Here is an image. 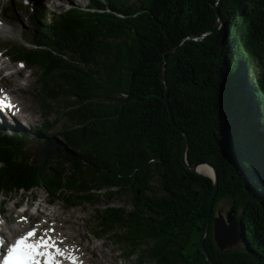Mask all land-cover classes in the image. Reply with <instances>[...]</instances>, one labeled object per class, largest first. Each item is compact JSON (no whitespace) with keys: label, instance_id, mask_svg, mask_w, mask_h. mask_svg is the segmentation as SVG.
Wrapping results in <instances>:
<instances>
[{"label":"trees","instance_id":"1","mask_svg":"<svg viewBox=\"0 0 264 264\" xmlns=\"http://www.w3.org/2000/svg\"><path fill=\"white\" fill-rule=\"evenodd\" d=\"M215 6L222 20L211 31ZM29 18V45L6 54L36 68L38 101L64 104L67 122L60 139L39 136L60 154L38 162L27 135L0 130V194L42 187L53 203L98 204L95 236L126 256L210 264L200 242L213 180L185 165L181 128L189 162L218 170L214 213L230 198L240 223L243 246L221 250L212 218L214 264H264V0H91L59 12L35 6ZM101 190L129 195L130 207L100 206Z\"/></svg>","mask_w":264,"mask_h":264},{"label":"rangeland","instance_id":"2","mask_svg":"<svg viewBox=\"0 0 264 264\" xmlns=\"http://www.w3.org/2000/svg\"><path fill=\"white\" fill-rule=\"evenodd\" d=\"M14 4L15 12H12L9 10L12 6V0H3V3L0 2L1 50L5 46H10L12 44L29 45L25 38L27 30L35 29V25L29 18L31 8L34 7V5H44L51 11L59 12L56 10L55 6L45 0H15ZM73 4L77 5L76 3ZM14 13L17 14L16 19L13 17ZM4 27L9 31L4 30ZM0 69L2 78L1 84L10 89V93L16 100L18 106L16 115L14 118L7 117V119H9L4 123L5 125H3L2 130L4 132H16L17 134L27 133L28 136L33 138L55 135L60 139L57 132L67 122L64 114L66 108L64 104L58 105L55 101L49 105L47 104L45 108L42 107L36 97V68L24 69L21 64L15 63L8 56L3 55V57L0 58ZM52 106L55 107L53 108ZM15 118H17V122ZM1 124H3V122ZM25 146L27 148L25 151L30 156H35V158H37L38 150L45 147L39 140L32 139L28 140ZM59 154V151L51 152L44 159L51 158L52 160V157ZM49 198L50 196L47 191L42 187L34 189L31 193H19L9 198L0 194L1 229L4 227L5 234L8 235V237H12L30 228H35L44 235L46 230L53 229L52 226H54L58 228L57 231L59 230V234L54 230V234L58 240L64 237L66 240L68 239L67 243L70 247L75 246L83 250L86 257L81 258V256H74L75 262L73 263L75 264H82L84 261L88 264L156 263L155 259H149L140 263L138 254L128 257L122 246L112 242L107 237L98 238L95 236L94 229L96 228V222L94 217L95 208L99 206L98 204L85 203L84 205L71 208L62 200H56L51 204L49 203ZM4 200L8 201L7 205L3 204ZM94 200L101 203L100 206L102 207L106 206L107 203L114 206L130 207L129 195L108 196L104 190H101L99 195H95ZM16 203H22V205L18 208L15 206ZM232 206L233 203L230 198L220 199L216 205L215 216L223 215V217H226L227 212ZM3 208H5L6 211L1 215ZM65 221L68 223H65ZM65 236H67V238ZM232 240L233 241L227 242L224 247L227 249H235L243 246L240 237L237 235H234Z\"/></svg>","mask_w":264,"mask_h":264},{"label":"water","instance_id":"3","mask_svg":"<svg viewBox=\"0 0 264 264\" xmlns=\"http://www.w3.org/2000/svg\"><path fill=\"white\" fill-rule=\"evenodd\" d=\"M215 10H216L217 15H218V22L211 29V31H215L219 27V24H220V22L222 20L219 8L217 6H215ZM204 35H202L200 37H194V38L195 39L203 38ZM169 53H170V51L165 53V55H164V68L166 66L167 56L169 55ZM161 77H162L165 85L167 86L166 78H165V71L164 70L162 72ZM166 104L168 106V109L170 110V114H171L172 120L174 122L173 113H172L171 106L169 104V100H168L167 96H166ZM227 109L229 111V118L231 119V125H233L234 124V112H233L232 107H231V105L229 103L227 105ZM174 124H175V126H177V124L175 122H174ZM180 130L182 131V133L184 134V137H185L184 148H183V155H184L185 165L191 171L203 173V174L209 176L213 180V189H212L210 205H209V214L207 216V219H206V222H205V226H204V229H203V233H202V236H201L200 248L203 251L206 259L208 260V262L210 264H214L213 259L211 258L209 252L205 248V240H206V236H207V234L209 232V229H210V226H211L212 218H213L214 240H215L217 246L221 250L225 249L224 246H225V244L227 242L233 241L232 237L234 238V235L235 236L237 235L241 239V232H240V229H239L240 223H239V220H238V217H237V213H236V208L234 207V205L227 212L226 217H223V215L215 216L214 205H215V200H216V197H217V194H218V190H219L218 170H217L216 166L212 162L207 161V160H201V161H197L195 163H190L189 162L188 155H187V149H188V145H189L188 133L184 129L180 128ZM40 143L42 145L44 144L45 147H43L42 149L38 150L37 158H35V156L32 157L34 162L42 161L51 152H58V149L56 147L49 146L45 142H40ZM200 164H207L211 168L212 172L211 173L201 172L198 169V166Z\"/></svg>","mask_w":264,"mask_h":264},{"label":"snow or ice","instance_id":"4","mask_svg":"<svg viewBox=\"0 0 264 264\" xmlns=\"http://www.w3.org/2000/svg\"><path fill=\"white\" fill-rule=\"evenodd\" d=\"M5 107L14 106L0 102V115ZM53 231L54 229L46 230L44 235H38L37 230L32 228L14 243H9L7 237L0 233V247L5 249L3 264H59L57 257L64 256V253L61 252L58 242L48 234Z\"/></svg>","mask_w":264,"mask_h":264},{"label":"bare ground","instance_id":"5","mask_svg":"<svg viewBox=\"0 0 264 264\" xmlns=\"http://www.w3.org/2000/svg\"><path fill=\"white\" fill-rule=\"evenodd\" d=\"M4 30L6 31H9L7 28L4 27ZM0 74H1V69H0ZM2 79V78H1ZM0 83H1V80H0ZM7 86V85H6ZM7 90V92L9 93V103L11 105H13L14 107L10 108V111L12 112V117L14 118V116L16 115L17 113V104H16V100L13 98V96L11 95L10 93V89L8 87H3ZM14 90V89H13ZM0 120L4 121V122H7L5 120H3V116H1ZM15 121H17V118H15ZM198 169L201 171V172H204V173H211L212 170L211 168L207 165V164H200L198 166ZM51 214V213H50ZM57 218V217H56ZM50 221V220H49ZM67 221H65L66 223ZM55 223V222H54ZM60 223V222H59ZM68 223V222H67ZM52 228L55 230V232L57 234H59V230L57 231L58 228H55L54 226H52ZM18 229V228H17ZM61 229V228H60ZM1 233H3L4 236L7 237V239H9L8 235L5 234V231H4V227L1 229ZM64 233V232H63ZM49 234V233H48ZM72 236V235H71ZM74 236V235H73ZM67 238V236H65ZM88 237V236H87ZM62 238V237H61ZM70 239V238H69ZM68 240V239H67ZM67 240L63 237L62 239H59V242L64 245L67 249H66V256H71L74 257V256H81V258H85L86 256L84 255V252L83 250H81L80 248H77L75 246H71L67 243ZM73 242V241H72ZM74 243V242H73ZM77 244V243H76ZM80 244V243H79ZM85 244V243H84ZM86 245V244H85ZM81 246V245H80ZM79 246V247H80ZM92 247V246H91ZM74 248V249H73ZM87 248V247H86ZM95 255V254H94ZM94 258V256H93ZM100 259V257H99ZM101 262V261H100ZM92 263V262H91ZM73 264V263H71ZM82 264H88V263H85V261L82 263Z\"/></svg>","mask_w":264,"mask_h":264}]
</instances>
